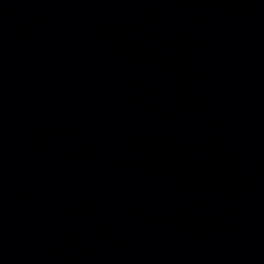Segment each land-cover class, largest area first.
Returning a JSON list of instances; mask_svg holds the SVG:
<instances>
[{"label":"water","instance_id":"water-1","mask_svg":"<svg viewBox=\"0 0 264 264\" xmlns=\"http://www.w3.org/2000/svg\"><path fill=\"white\" fill-rule=\"evenodd\" d=\"M209 0H0V264H220Z\"/></svg>","mask_w":264,"mask_h":264}]
</instances>
